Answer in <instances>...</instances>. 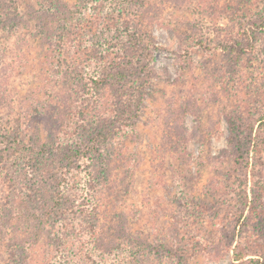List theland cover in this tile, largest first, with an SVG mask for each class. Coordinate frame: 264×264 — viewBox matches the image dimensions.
Instances as JSON below:
<instances>
[{"label":"rangeland","instance_id":"obj_1","mask_svg":"<svg viewBox=\"0 0 264 264\" xmlns=\"http://www.w3.org/2000/svg\"><path fill=\"white\" fill-rule=\"evenodd\" d=\"M76 1L0 0V214L29 216L0 225V264H232L237 247L261 264L264 27L234 43L264 0ZM60 2L79 13L47 24ZM122 61L137 74L101 92L109 104L81 103L79 85ZM247 122L239 160L232 124ZM90 128L114 132L92 168L39 153ZM16 230L35 240L27 258Z\"/></svg>","mask_w":264,"mask_h":264},{"label":"trees","instance_id":"obj_2","mask_svg":"<svg viewBox=\"0 0 264 264\" xmlns=\"http://www.w3.org/2000/svg\"><path fill=\"white\" fill-rule=\"evenodd\" d=\"M78 0L76 1V3ZM75 6L70 8L67 7L63 2L57 3L60 4L59 8L56 10L54 4H50L49 7H41L43 8V11L48 14V17L53 16V14H56L57 21H60L61 24H64L65 26L69 25L67 22L72 20L75 16L79 13V8ZM64 7V12H60V7ZM54 12V13H53ZM64 14V15H62ZM47 24H51L52 18H44ZM264 19V18H262ZM252 28L250 30H244L241 36V40L237 41L234 43V46L238 45L240 47L241 52L247 51L248 47H250L251 39L255 37L256 31L264 27V23L260 22V20H255L252 21L251 23ZM61 28V26H60ZM59 29V28H58ZM61 30H65L64 28H61ZM102 47L106 45V42H103ZM136 46L134 48H131V50L128 48L127 51H135ZM232 48V47H231ZM250 49V48H249ZM108 50H106L107 52ZM124 51V49H122ZM122 63V64H121ZM108 70V71H107ZM137 74L136 68L129 67L125 65V62H117L116 64L114 62L110 63L109 66L107 67L106 70L103 72L99 73H94L91 74V79L89 80V84H84L82 83L79 85V89L77 91V95L79 97V100L81 103H87L89 101H93L96 105L102 104L104 106L108 105L109 103L107 102L108 99H106L103 95L101 96V92L104 91L106 87H114V89H123L122 83H127L128 80L132 79L130 78L131 76H134ZM77 75V74H76ZM75 75V76H76ZM76 79V78H74ZM79 81H77V85L79 84ZM76 85V87H78ZM103 89V90H102ZM121 98V96H120ZM123 98V96H122ZM263 118H260L259 120H256L259 122V127L257 129V137L259 138L260 142L264 145V139L260 136L262 127L264 126V116ZM232 128H236L235 134H231L230 137V144L234 145L236 143L237 145V154L238 157L237 159L241 160L242 158L244 159V154L243 150L249 149L250 144L253 143V137H252V132H253V123L247 122L244 129H241L242 127H238L235 124H232ZM246 128V129H245ZM82 130V129H81ZM83 132V141H80V137H78V140L75 141V139L72 142H67L72 136L68 139L65 138H59L57 137V142L55 144L52 143L51 146H48L47 143L42 144V147L40 148L39 153L45 154L47 151V148L49 150L48 154L52 153H58V156H60L61 164L63 166L60 167L61 170H65L66 172H69L73 166L77 165L79 162L85 161L87 162L88 168H92L95 165V161L98 157H103L105 156V148L108 143V139L111 137V135H114V132L109 131L107 129L102 130L100 128H90L89 130H82ZM243 134L242 142L239 139V135ZM240 147H239V143ZM47 147V148H46ZM33 146L29 147L28 149H31L30 151H33ZM94 172L95 169H92ZM54 205V204H53ZM23 207L19 206L16 210V212L13 213L10 211V216L6 218L7 213L0 214V225L7 223V220L13 219L15 217L16 219H20L22 217L23 220L28 219V215H21ZM44 219V215L42 216ZM19 221V224L21 221ZM43 220L40 217V221ZM24 233H19V230H16L13 233V236L9 238L10 243H12V247L16 248L14 252H21L20 254H23L25 258L28 257V252H30L34 247L35 240L29 239V237H24ZM25 238L27 240H25ZM234 236L231 237L230 241H233ZM29 250V251H28ZM247 253V252H246ZM246 253L244 254L238 247L234 250V255L232 258V264H260V260H248V262L244 261V257L246 256ZM27 256V257H26ZM263 259V262L261 264H264V254L261 256Z\"/></svg>","mask_w":264,"mask_h":264}]
</instances>
